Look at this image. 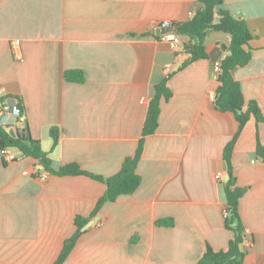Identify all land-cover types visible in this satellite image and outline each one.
<instances>
[{
	"label": "crops",
	"instance_id": "crops-1",
	"mask_svg": "<svg viewBox=\"0 0 264 264\" xmlns=\"http://www.w3.org/2000/svg\"><path fill=\"white\" fill-rule=\"evenodd\" d=\"M224 9L253 35L252 59L233 71L246 102L264 116V0H223ZM198 0H0V125L29 127L51 168L69 165L104 178L116 175L142 138L155 87L172 66L159 128L145 140L138 190L93 213L106 185L88 176H57L37 160L0 150V264H55L77 228L91 218L64 264H197L207 247L227 251L224 150L239 130L232 113L216 110V65L231 37L210 31L208 59L174 52L155 31L182 24ZM82 71L84 83L67 82ZM15 99L22 118L5 106ZM9 107V106H8ZM60 140L54 147L51 130ZM264 123L242 130L232 153L237 186L245 189L240 216L246 228L243 264H264ZM46 176L43 181L41 176ZM224 181V180H223ZM172 219L174 226L158 225ZM84 229V228H83Z\"/></svg>",
	"mask_w": 264,
	"mask_h": 264
},
{
	"label": "trees",
	"instance_id": "trees-1",
	"mask_svg": "<svg viewBox=\"0 0 264 264\" xmlns=\"http://www.w3.org/2000/svg\"><path fill=\"white\" fill-rule=\"evenodd\" d=\"M198 2L201 4V9L192 18L176 28L183 39V50L188 55V59L180 67V70L196 61L208 59L209 55L205 48V39L208 32H223L231 37V45L228 49L229 54L220 63V72L218 73L220 85L216 91L215 107L219 112L234 114L239 123V130L224 150V158L230 179L227 182L221 181L228 204L225 215V227L234 233V238L230 241L227 251L216 252L211 247H207L204 256L197 264H243L246 257L244 247L246 228L240 216V200L246 191L237 186L231 158L235 144L248 121L255 118L258 124L264 123V116L255 101L246 102L240 83L233 77V71L250 63L252 53L246 50V47L252 41L253 35L244 21L234 18L224 9L223 0H198ZM172 73L165 76L155 87V95L150 101L142 138L135 155L127 158L121 170L110 178L88 173L78 165H69L59 171L52 170L48 153L42 149L39 141L31 137L29 127L14 129L15 137H13L8 130L0 125V150L3 151L9 148L22 154L25 158H33L57 176H88L104 183L107 188L106 193L99 201L92 215L94 216L104 204L108 202L114 203L122 196L132 195L140 187L142 178L137 173V167L143 154L146 138L155 134L159 128L162 101H169L173 97V93L168 87ZM65 79L67 82L80 84L86 81L84 72L76 70L67 71ZM18 110L20 113L24 111L21 106H18ZM51 136L55 147L60 140L59 130L53 128ZM257 153L264 159V148L260 144L258 145ZM90 218H76L75 225L77 230L74 236L65 242L64 248L55 264H64L83 234L82 230ZM158 225L172 227L174 226V221L172 219L163 220L158 222Z\"/></svg>",
	"mask_w": 264,
	"mask_h": 264
},
{
	"label": "built area",
	"instance_id": "built-area-1",
	"mask_svg": "<svg viewBox=\"0 0 264 264\" xmlns=\"http://www.w3.org/2000/svg\"><path fill=\"white\" fill-rule=\"evenodd\" d=\"M176 28H177V25H175V23H172L170 21H164V22L158 23L156 25L155 31H161L162 29L165 30V33L161 34V36H160L161 39L163 41H166L170 45V47L172 48V50L174 52H180L184 48V45H183L184 43H183L182 37L178 34ZM216 72H217V74L220 72V63H218L216 65ZM165 73H166V76H168L172 73V66L171 65H168L165 68ZM5 109L9 110V107L5 106ZM13 114L18 118H22L21 113L17 108H15L13 110ZM2 157H3V160L5 163H13L17 159L14 150L9 149V148L2 151ZM224 176H225V174L223 172H218L216 175V178L218 181L221 182L224 180ZM46 178L47 177L44 175L41 176V179L43 181H45Z\"/></svg>",
	"mask_w": 264,
	"mask_h": 264
},
{
	"label": "water",
	"instance_id": "water-1",
	"mask_svg": "<svg viewBox=\"0 0 264 264\" xmlns=\"http://www.w3.org/2000/svg\"><path fill=\"white\" fill-rule=\"evenodd\" d=\"M181 25V24H180ZM178 26H179V24H178ZM157 33L158 34H163V33H165V30H161V31H157ZM8 106H9V108H10V111H12L13 112V110L16 108V101H15V99H11V102H10V104H8ZM9 133L13 136V137H15V131L13 130V129H10L9 130ZM223 170H224V174H225V176H224V182H227V181H229V179H230V176H229V174H228V167H227V164H224V167H223ZM89 228V225H86L85 227H84V231L85 230H87Z\"/></svg>",
	"mask_w": 264,
	"mask_h": 264
}]
</instances>
